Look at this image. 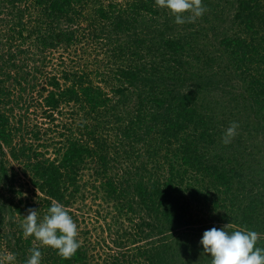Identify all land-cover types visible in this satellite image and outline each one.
<instances>
[{
    "label": "trees",
    "instance_id": "16d2710c",
    "mask_svg": "<svg viewBox=\"0 0 264 264\" xmlns=\"http://www.w3.org/2000/svg\"><path fill=\"white\" fill-rule=\"evenodd\" d=\"M83 3L0 0V21L8 30L0 31V105L5 103L1 97L8 96L6 80L13 78V71L20 74L24 70L18 61L26 54L24 46L37 49L46 68L45 54L58 47L57 38L68 47L82 42L77 31L63 30L61 25L78 24ZM203 6L206 12L202 17L195 22L186 19L182 25L175 23L169 11L157 7L155 0H111L96 9L98 22L91 25L92 41L97 46L104 45L99 41H107L106 45L112 46L110 56L121 64L110 70V81H105L101 68L95 69V76L101 82L115 81L110 89L114 96L102 83H94L87 70L67 69L61 74L55 69V74L43 75L47 93L44 107L49 118L63 105L73 103L81 105L88 115L94 114L96 124L86 133L89 143L73 137L58 157H42L31 165L35 193L44 196L48 208L52 201L67 206L81 190V172L90 166L89 161L95 163V179L101 178L107 196L117 199L121 210L134 214L142 210L151 219L140 224L147 242L152 240L151 249L141 254L145 258L142 264H201L199 241L209 229L195 238L182 234L189 198L203 200L208 216L231 223L233 229H251L264 235V196H249L244 180L249 154L243 155L233 145L219 148L224 131L233 122L240 125L242 119L235 111L247 117L252 111L264 127V0H203ZM15 81L20 86L22 81L35 86L25 75ZM239 82L242 85L235 87ZM135 97L138 100L133 101ZM114 98L122 100L114 104ZM224 100L233 109L221 108ZM122 104L126 110L121 113ZM227 110L226 121H218L220 112L227 114ZM107 116L113 125H108ZM10 121L9 114L0 111V152L13 143ZM103 127L111 132L118 128L117 136L122 140L137 145L151 141L156 147L140 167L128 168L120 178L110 169L111 153L105 137L97 136ZM240 131L235 137L242 145L247 138ZM174 142L180 145L173 159L165 156L162 164L160 152ZM118 151L116 148L115 153ZM157 164L163 165V174L158 172L154 177L156 173L148 166L157 170ZM20 203L25 204V209L15 204L20 213L33 207L29 201ZM261 238L258 246L264 247ZM20 243L18 240L16 246ZM51 254L50 264H87L88 251L81 249L68 259L54 249ZM27 256L24 253L20 258L22 264ZM205 264H210V259Z\"/></svg>",
    "mask_w": 264,
    "mask_h": 264
},
{
    "label": "rangeland",
    "instance_id": "374dc122",
    "mask_svg": "<svg viewBox=\"0 0 264 264\" xmlns=\"http://www.w3.org/2000/svg\"><path fill=\"white\" fill-rule=\"evenodd\" d=\"M109 1L111 0H84L82 18L78 24L71 25L62 22L61 28L77 31V35L82 42L68 47L62 42V38H57L55 42L58 47L49 50L45 54L48 57L46 68L42 59L38 56L40 52L37 49L24 46L23 49L26 54L18 58L19 65L24 70L20 74L13 71V78L5 82V91H8V96L1 97L2 102L5 103L0 105V111L9 114L14 137L13 143L4 146L0 152V164H2V167H0V210L3 216V222H0V259L3 264H22L20 258L23 257L24 253H27V258H29L31 255L29 250L33 247H40L38 241L34 243L33 237L25 238L23 236L21 225L23 216L27 214V211L20 213L15 208V204H17L21 209H25V204H21L20 201H29L33 204L32 208L39 210L40 219H43V216L47 214L48 206H45L44 196L39 192L35 193L32 185L31 165L37 160H43L42 157L55 159L59 156V153L64 151L68 139H73V137H79L83 142L89 143L88 139L90 137L86 133L96 124L94 114L88 115L86 109L83 110L79 104L73 106V103L63 105L49 118V112L44 107V98L47 93L44 91L46 81L43 75L47 76L50 72L53 75L55 69L57 70L56 73L61 74L62 71L67 69L69 71H72V69L87 70L88 73L93 75L91 79L95 81L94 83H102L100 85L111 96H114L111 94L110 89L115 81L113 83L101 82L102 80L95 76L97 72L95 69L101 68L100 71L105 73V81H110V73L112 72L110 70H115L117 65L121 63L116 62V58L110 56L112 46H107V41L98 40L104 45L97 46L91 38V25L94 21L98 22L96 9L100 5H107ZM31 13L36 16L35 12L31 11ZM0 31H8L5 26H2L1 21ZM92 69L94 70L92 71ZM23 75L28 76L31 83H33L32 85H35L34 88H31L28 82L25 81H22V86L16 84L15 79L23 77ZM241 85L242 83L239 82L235 87ZM229 92L232 93L230 90ZM120 100L114 98L113 103L116 104ZM136 100L138 99L135 97L133 101ZM225 106L226 102L224 100L221 108ZM225 108L229 109L230 107L226 106ZM124 110L126 108L122 104L120 112ZM222 112H220L218 121H226L224 116L229 115L228 110L226 111L227 114ZM236 113L235 111L236 117L240 116L242 119L239 122L240 127L237 134L242 130L243 132L240 134H245L247 142L240 145L237 142V137H234L230 144L225 145L222 142L219 148L233 145L235 148L238 147L237 150L240 148V153L243 155L249 154L250 162L244 173V180L247 184L246 188L250 191L248 195L252 197L254 194V196L260 198L264 196V127L262 123L257 122L252 111L250 117ZM108 116L105 120L108 121L109 126L113 125L114 123L108 119ZM244 117H247V119L245 120ZM86 126H89V128L87 129ZM245 126L249 128V131L244 128ZM107 129L108 127H103L98 130L97 136L105 137L108 151L111 153L110 169H112V172L119 174L120 178L125 176L123 173L127 172L128 168H133L134 165H138L137 168L140 167L142 161L147 160L150 157L148 154H151L156 147V145L152 146L151 141H141L137 145L131 143L129 139L122 140L121 136H117L119 133L118 128H115L113 132L109 129L107 131ZM143 132H146V130H142ZM155 133L154 137L156 136ZM144 137L147 138V134ZM179 145L180 143L174 142L172 147L169 145H167L169 147H163L160 152L162 164H164L163 158L165 156L170 160L173 159ZM116 148L119 149L118 153H115ZM37 154L41 156H37ZM162 164H157L160 167L157 170L152 165L148 166L152 172L156 173H154V177L158 172L160 175L163 174ZM89 165V167L83 169L78 179L81 188L79 194L75 198H71L69 205H64L78 225V239L81 242L79 249L88 251L87 264H142L145 258L141 254L151 249L152 240L150 243L147 242L140 229V224L144 221H150V217L147 212L142 210L136 214L130 213L126 209L121 210L119 201L107 196L102 188L103 181L101 178L95 179L97 165L91 161H89ZM135 180L131 182V185ZM211 193L213 195L214 190ZM209 198L213 197L209 196ZM189 200L191 203H189L186 224L181 229L182 234L185 235L186 233L191 235L190 238H193L195 234L197 235L205 229L220 228L227 224L220 218L216 219L213 214L208 216L205 213L207 206L204 205L203 200L202 202L194 201L191 198ZM137 202L138 199L136 198ZM149 231L147 230V232ZM261 237H264V235L260 233L258 241L262 239ZM18 240L21 242L20 246H16ZM29 241H31V245L28 244ZM51 249L50 247H40L42 252L41 264L51 263ZM9 255H13L14 260L9 261L7 259ZM198 257L201 258V264H205V261L208 262L210 258L204 253H201Z\"/></svg>",
    "mask_w": 264,
    "mask_h": 264
},
{
    "label": "clouds",
    "instance_id": "9594fccd",
    "mask_svg": "<svg viewBox=\"0 0 264 264\" xmlns=\"http://www.w3.org/2000/svg\"><path fill=\"white\" fill-rule=\"evenodd\" d=\"M155 5L169 11L178 25L184 24L186 19L195 22L206 12L203 0H155ZM238 127V123L233 122L224 131L222 142L225 145L231 143ZM21 227L25 238L33 237L34 243L38 241L40 247L54 249L64 259L71 258L81 246L77 223L65 206L56 201H52L43 219L39 218L36 208L27 209ZM259 235L251 229H233L229 223L206 230L199 243L203 253L210 257V264H264V247L258 246ZM40 247L29 250L31 255L26 264H41ZM14 258L13 255L7 257L9 261Z\"/></svg>",
    "mask_w": 264,
    "mask_h": 264
}]
</instances>
